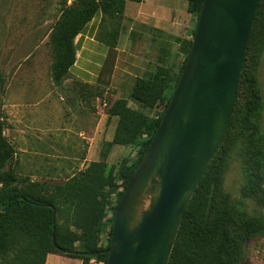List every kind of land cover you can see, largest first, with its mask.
<instances>
[{"label":"trees","instance_id":"trees-1","mask_svg":"<svg viewBox=\"0 0 264 264\" xmlns=\"http://www.w3.org/2000/svg\"><path fill=\"white\" fill-rule=\"evenodd\" d=\"M60 3V13L49 35L54 85L67 78L75 58L74 37L96 11L101 12L104 23L108 22L98 39L115 46L125 0H71L69 4L61 0ZM201 3L202 0H187V12L196 20ZM194 31L195 28L192 37ZM191 42L178 73L163 64L157 65L154 71L135 81L127 99L118 98L110 103L106 113L117 121L112 140L105 142L100 150V159L50 189L45 183L18 176L13 169L15 149L4 136L6 121L0 103V264H44L48 253L106 264L104 250L109 245L117 204L160 124ZM263 45L264 0H259L229 123L183 214L167 264H239L243 244L264 233L262 218L233 212L221 194L226 142L239 122L251 154L245 163L255 179V187L249 193L264 208V135L258 132L261 91L255 74ZM77 85L85 100L103 97L100 88ZM128 99L138 109L129 107ZM160 105L163 107L159 114H150ZM114 145L138 146L139 152L132 167H119V174L124 176L122 189L112 217L105 219L110 194L117 187L112 167L105 162ZM105 233L108 243L102 247L100 236Z\"/></svg>","mask_w":264,"mask_h":264},{"label":"water","instance_id":"water-1","mask_svg":"<svg viewBox=\"0 0 264 264\" xmlns=\"http://www.w3.org/2000/svg\"><path fill=\"white\" fill-rule=\"evenodd\" d=\"M259 0H202L160 124L117 204L106 264H167L233 109ZM149 196L146 209L140 205Z\"/></svg>","mask_w":264,"mask_h":264},{"label":"crops","instance_id":"crops-1","mask_svg":"<svg viewBox=\"0 0 264 264\" xmlns=\"http://www.w3.org/2000/svg\"><path fill=\"white\" fill-rule=\"evenodd\" d=\"M187 15V0H125L115 46L98 39L106 21L96 11L74 37L75 58L65 81L59 85L42 81L33 66L26 83L19 81L17 92L10 90L3 103L4 136L15 149L13 169L26 170L32 175L24 177L31 181H46L49 177L40 175L48 174L43 170H50L49 165L67 172L73 161L81 171L98 161L103 144L110 142L107 131L114 133L117 121L104 108L118 98L127 99L138 78L166 63L174 41L185 36ZM69 80L102 89L110 103L96 98L95 109H88L77 91L73 103L64 104L62 96ZM128 106L138 109L129 99ZM44 264L94 263L48 253Z\"/></svg>","mask_w":264,"mask_h":264},{"label":"rangeland","instance_id":"rangeland-1","mask_svg":"<svg viewBox=\"0 0 264 264\" xmlns=\"http://www.w3.org/2000/svg\"><path fill=\"white\" fill-rule=\"evenodd\" d=\"M66 1L69 4L70 0ZM60 2L61 0H0V85H2L0 88V103L2 110L5 95L10 90L17 92L19 81H22L23 85L26 83V76L33 66L37 67L42 81H45V79L47 81L51 80L53 52L49 42V35L60 13L62 5ZM187 18L188 27L185 36L178 37L174 41V49L171 50L166 63L163 64L175 74L178 73L186 56V49L192 40V31L195 28V16L188 13ZM107 27L108 22L105 25V28ZM257 61L255 74L261 91L258 132L264 135V45L259 51ZM1 81L3 82L1 83ZM77 91L82 95V89L78 88V86L76 87L74 80H69L61 102L64 104L73 103L75 92ZM102 101L110 103V100L104 96L101 98ZM82 102L86 108L95 109L96 98L82 99ZM162 107V105L158 106L150 114H159ZM105 108L104 111L106 112L108 107ZM239 128V122L235 123V126L230 131V138L226 142L227 158L222 175L221 194L224 202L233 212H244L250 216H258L264 221V208L257 202L256 197H252L249 193L255 187V179L245 163L251 154L247 151L246 139L241 135V128ZM106 135L108 141H111L113 130H108ZM138 152V146L114 145L113 149L111 148L107 153L105 162L108 167H112L117 187L110 194L109 203L105 208V219L112 217L113 207L116 205L118 193L122 189L124 176L119 174V167H132L138 158ZM75 155L78 156V154ZM69 164L72 168H69L67 172L65 170L52 169L49 165L50 170H43V172L48 174L40 175L42 178L44 176L49 177L48 180L40 182L45 183L47 189H50L53 184L62 183L65 181L64 179H68L80 171L76 168L77 164L73 163V161H70ZM52 170L57 171L54 176L50 174ZM15 172L20 177L32 175L20 168H15ZM53 178H56V180H52ZM149 196H145L144 201L140 205V210L147 208ZM107 243V233L102 234L99 244L104 247ZM242 247L243 258L239 264H264V233L248 240Z\"/></svg>","mask_w":264,"mask_h":264},{"label":"built area","instance_id":"built-area-1","mask_svg":"<svg viewBox=\"0 0 264 264\" xmlns=\"http://www.w3.org/2000/svg\"><path fill=\"white\" fill-rule=\"evenodd\" d=\"M101 105H102V106H105V103H102ZM90 262H92V263L95 264V261H94V260H90Z\"/></svg>","mask_w":264,"mask_h":264},{"label":"bare ground","instance_id":"bare-ground-1","mask_svg":"<svg viewBox=\"0 0 264 264\" xmlns=\"http://www.w3.org/2000/svg\"><path fill=\"white\" fill-rule=\"evenodd\" d=\"M148 199V198H147Z\"/></svg>","mask_w":264,"mask_h":264}]
</instances>
